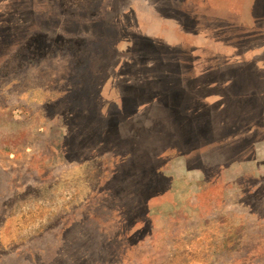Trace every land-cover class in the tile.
<instances>
[{"label":"rangeland","instance_id":"1","mask_svg":"<svg viewBox=\"0 0 264 264\" xmlns=\"http://www.w3.org/2000/svg\"><path fill=\"white\" fill-rule=\"evenodd\" d=\"M0 264H264V0H0Z\"/></svg>","mask_w":264,"mask_h":264}]
</instances>
